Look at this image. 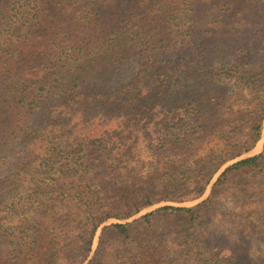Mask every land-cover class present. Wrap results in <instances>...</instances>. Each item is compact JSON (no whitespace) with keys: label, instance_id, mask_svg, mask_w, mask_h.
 Instances as JSON below:
<instances>
[{"label":"trees","instance_id":"1","mask_svg":"<svg viewBox=\"0 0 264 264\" xmlns=\"http://www.w3.org/2000/svg\"><path fill=\"white\" fill-rule=\"evenodd\" d=\"M251 2L245 18L239 8L241 0H0V171L27 116L38 112L44 118L48 100L56 96L60 103L70 93L66 100L75 101L80 109H93L96 117L118 114L133 122L145 112L151 119L162 117L168 122L162 134L169 150L196 155L212 141L225 144L224 150H212L203 165L182 171V182H175L176 187L156 193L127 184L109 194L114 180L109 163L119 154L117 150H128L129 139L120 134L132 138L135 126L123 125L109 139L90 141L61 129L58 145L52 146L56 149L50 147L44 154L40 149L47 142L39 136L42 129L33 130L25 157L8 169L0 210L17 212L35 203L40 211L18 225H2L0 264H173L187 251L189 264H264V256L234 255L233 245L228 247L232 254L223 256L222 237L213 236L203 224L204 209L217 202L213 198L235 190L242 177L264 176V149L238 160L255 150L264 131V55H259L264 42V0ZM148 25L155 34L144 40L141 32ZM174 28L180 30L183 49L175 60L163 62L157 43L166 41L161 33H172ZM227 28L237 61H227L230 65L222 71L212 70L224 52L220 50L218 56L208 53L215 58L208 67L195 64L192 56L198 38L203 37L208 46L217 38L227 41ZM130 59L138 62L131 82L118 89L117 95L101 96L107 84L94 81L93 74ZM214 78L219 83L233 78L238 87L250 88L253 102L247 110H236ZM154 82L167 92L165 116L157 115L154 108H140L141 102H148ZM47 88L49 95L41 101V90ZM114 140L120 141V147ZM231 162L205 203L165 206L123 223L161 202L199 200ZM52 169L56 172L49 179ZM45 187L58 195L43 199ZM30 214L24 211L22 215ZM40 218L53 223L45 225ZM112 219L120 222L104 226ZM169 226L177 236L169 246L172 257L165 245L169 233H159ZM239 239L244 245L248 238L240 235Z\"/></svg>","mask_w":264,"mask_h":264},{"label":"rangeland","instance_id":"2","mask_svg":"<svg viewBox=\"0 0 264 264\" xmlns=\"http://www.w3.org/2000/svg\"><path fill=\"white\" fill-rule=\"evenodd\" d=\"M252 0H241L239 8L247 18L248 13H246L249 8L253 5ZM257 0L256 3H258ZM256 5V4H255ZM203 10L200 13L202 17ZM242 17L238 16L240 21ZM156 29V28H155ZM179 28H174L172 33L164 32L161 33V37L166 35V41L158 45V49L161 51L159 54V59L163 62L169 60H175L178 55H180L182 47V39L179 37ZM224 37L227 41L217 38V41H212L210 46L207 45L203 37H199V46H196L195 55L192 56V60L199 67H208L210 63L215 61L214 57L208 53L218 56L220 50L224 51L222 56H218L219 59L216 61V65L212 70L222 71L223 68L229 67L227 61L236 62L238 59L235 56L234 43L229 41L231 34L229 28L226 30ZM155 34L151 26H147L142 32L141 37L144 40H149V36ZM168 39V40H167ZM219 42V43H218ZM231 48L230 52L226 51V48ZM259 51V55H264V42ZM234 50V52H233ZM186 51L187 48H186ZM234 55V56H233ZM138 62H133L130 60L124 61L121 64H115L110 66L104 72H98L93 74V79L97 83H106V88H101L100 93L103 97H109L112 95H117L119 90H121L124 84L131 82L132 73L137 70ZM141 62H139L140 64ZM224 63V65H222ZM231 63V64H232ZM55 79V78H52ZM213 83L218 84L224 91L229 95L230 103L233 102L236 110L239 107L246 109L249 103L253 102L251 97L250 88L238 87L236 85V80L225 79L222 83H219L216 78H214ZM41 101L44 100L43 96L49 95V88L43 91L41 90ZM40 92V93H41ZM150 96L148 102H141L140 108L143 111L147 109L154 108L152 110H158L157 115L161 112V116H165L162 112V108L166 106L164 96L167 95L166 90L162 89L158 83H153L149 87ZM68 95H71L68 94ZM68 95L63 96L62 102L58 103V97L53 96V99L48 100L45 104V113L47 114L44 118L39 114H34L32 116H27L26 126L23 128L22 132L17 139L14 140L8 160H4L3 169L0 171V191L8 185V177L10 173L8 171L10 166L20 164V161L26 155L27 150L30 148V134L33 130L41 128L39 133L40 137H45V145L40 149V153L49 152L48 149L57 143L58 131L65 129L67 132H75V135L80 139H88V141L99 138L106 137L111 138L116 129L121 131V126L132 125L135 126V130L132 132L130 138L127 135H121V138H128V150H117V157L115 160L109 163V171L114 173L113 184L109 186L112 193L117 187L133 184L139 188L149 189L155 191L156 193H162L163 190L176 187L175 182H182V171L187 172L190 168H194L198 165H203L208 154L214 151H220L225 149V144L222 141H212L211 143L205 145L199 150L196 155H192L188 151L184 150H173L167 149L166 144L163 141L164 135L162 134V128L167 121H163L162 117H151L146 116V112L143 114V118L137 121H129L128 119H122L120 115L116 114L113 117L103 118L101 115L96 117L95 111L93 109H80V106L75 104V101L66 100ZM229 105V104H228ZM37 110V109H36ZM108 111V110H107ZM106 115V114H104ZM142 127L144 130H141ZM164 127V126H163ZM264 134V131H263ZM105 135V136H103ZM263 139V137H262ZM116 147H120V141L114 140ZM56 149V147H52ZM264 145L262 141L257 145L255 150L252 152L253 155L262 153ZM58 153V150L55 151ZM101 166V165H100ZM58 165L55 169H58ZM52 169L51 174H48V178L52 179L55 175L56 170ZM108 171V169H104ZM52 175V176H51ZM216 183L215 179L208 187L206 193L199 200L189 202V203H173L170 201L161 202L155 206L146 209L141 214L133 217L128 221H123V223L133 222L135 219H139L143 215L155 211L161 207L165 206H175V207H195L199 204L205 203L212 195L213 186ZM237 188L230 191L227 194H223L215 199L217 202L212 208L204 209L205 216L203 218V224L206 225L208 229L215 235L222 237L223 244L225 242V250L223 251V256L229 257L232 254V250L229 245L236 246L234 249V255H245L247 259H254L264 256V176H248L242 177L236 182ZM107 186V185H106ZM105 186V187H106ZM101 188V187H100ZM104 187H102L103 189ZM114 193V192H113ZM43 199H50L58 195V191L52 189V187H45ZM45 195V196H44ZM37 204L32 203L27 207H20L17 212H9L8 210H0V228H3L4 223H14L13 225H18L23 223L24 219H33V216L38 210ZM24 211H30L32 214L25 216ZM45 225H52L53 220L40 218L39 220ZM120 221L110 220L106 225L117 223ZM103 226V227H104ZM102 227V228H103ZM102 228L99 230L97 237L94 242L93 250L96 251L99 244V237L102 233ZM167 230L169 233L167 250L169 251V257H172L170 244L176 241V235L174 234L175 229L173 226H169V229H161L159 233ZM3 232V230H0ZM243 235L248 238L245 244L240 242L239 236ZM209 237H212V235ZM158 241H161L158 239ZM178 245V243H176ZM93 251V252H94ZM237 252V253H236ZM189 252L182 253L173 264H189L190 259ZM191 264V263H190ZM227 264V263H226ZM233 264H236L235 262Z\"/></svg>","mask_w":264,"mask_h":264},{"label":"water","instance_id":"3","mask_svg":"<svg viewBox=\"0 0 264 264\" xmlns=\"http://www.w3.org/2000/svg\"><path fill=\"white\" fill-rule=\"evenodd\" d=\"M262 143H263V145H264V134H263V139H262ZM253 152V151H252ZM252 152L250 153V154H248V155H245V156H243L242 158H240V159H238V160H241V159H243V158H246V157H250V156H254L253 154H252ZM237 161V160H236ZM235 162V161H234ZM234 162H231V163H229L228 165H226L224 168H222V170L217 174V176H216V178H215V181L217 180V178L225 171V169L227 168V167H229L230 165H232Z\"/></svg>","mask_w":264,"mask_h":264}]
</instances>
